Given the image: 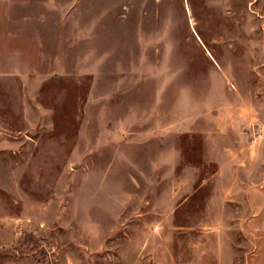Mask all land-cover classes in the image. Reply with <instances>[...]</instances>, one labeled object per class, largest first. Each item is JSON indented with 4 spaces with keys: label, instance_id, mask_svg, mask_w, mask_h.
I'll use <instances>...</instances> for the list:
<instances>
[{
    "label": "rangeland",
    "instance_id": "374dc122",
    "mask_svg": "<svg viewBox=\"0 0 264 264\" xmlns=\"http://www.w3.org/2000/svg\"><path fill=\"white\" fill-rule=\"evenodd\" d=\"M0 264H264V0H0Z\"/></svg>",
    "mask_w": 264,
    "mask_h": 264
}]
</instances>
